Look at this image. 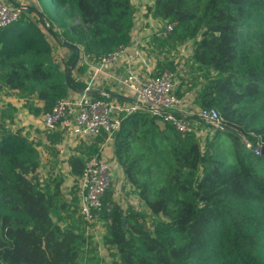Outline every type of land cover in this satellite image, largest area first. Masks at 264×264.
<instances>
[{
  "label": "trees",
  "instance_id": "trees-1",
  "mask_svg": "<svg viewBox=\"0 0 264 264\" xmlns=\"http://www.w3.org/2000/svg\"><path fill=\"white\" fill-rule=\"evenodd\" d=\"M144 8L146 26L174 24L153 38L165 56L149 77L177 69L172 53L190 41L174 94L194 90V104L215 109L223 127L195 113L188 119L209 132L201 137L197 125L181 135L163 114L141 107L121 119L109 160L140 206L121 205L111 179L99 213L101 243L112 250L107 264H264V155L250 148L264 144V0H149ZM135 16L131 0H33L0 27V91L40 117L85 88L77 79L88 71L82 56L97 63L131 45ZM77 18L80 25L66 21ZM108 92L88 96L122 101ZM16 110L11 103L0 109V264H100L87 255L97 248L81 230L91 224L78 213L77 186L106 133L80 138L66 171L56 164L43 171L38 146L56 158L63 130L43 128L48 144L36 142L16 124Z\"/></svg>",
  "mask_w": 264,
  "mask_h": 264
},
{
  "label": "built area",
  "instance_id": "built-area-1",
  "mask_svg": "<svg viewBox=\"0 0 264 264\" xmlns=\"http://www.w3.org/2000/svg\"><path fill=\"white\" fill-rule=\"evenodd\" d=\"M23 7L24 5L21 4L8 5L0 2V27H5L17 21L21 16ZM139 10L136 13L139 14L142 9ZM74 24L80 25L78 18L75 19ZM153 25L157 27L155 31L153 30L155 34L164 35L172 30L174 24L159 25L158 22L153 21ZM162 26L163 28L160 30ZM133 40H135L134 28L131 30L130 44L135 55L140 58L141 51L135 48L138 42ZM60 41H62L61 38ZM128 47L118 45L115 49L104 53L97 63H93L82 56L81 62L87 65L89 75L88 78L77 75V79L86 83L84 89H91V84L99 75L107 74L113 86L132 100L126 102L114 99L108 101L92 100L87 94L76 93L58 99L50 109L41 112L42 128L48 130L57 127L66 128L69 130L67 134L72 130L79 138L95 137L101 131H104L107 136L106 142L101 144L102 148L111 140L113 132L120 125L121 119L136 112L140 107L139 104H145L165 111L163 114L164 119L170 122L181 135L195 131L196 125L192 124L188 116L177 111L181 100L174 94L176 86L174 83L175 72L165 69L158 76L141 77L139 71L134 68L132 58L128 56ZM52 49V54L55 55V47ZM123 60L126 64L123 75L117 74L115 70L108 73V68H113L116 63ZM33 103L38 102L33 100ZM196 113L200 119L210 123L215 129L223 127L222 118L215 109L201 108ZM246 145L250 147L249 143H246ZM259 147L258 145L254 150L255 153L259 154ZM113 166L105 152L88 158L84 164L77 186L78 213L88 224L102 225L99 220V213L103 209V195L112 179L111 170H113Z\"/></svg>",
  "mask_w": 264,
  "mask_h": 264
},
{
  "label": "crops",
  "instance_id": "crops-1",
  "mask_svg": "<svg viewBox=\"0 0 264 264\" xmlns=\"http://www.w3.org/2000/svg\"><path fill=\"white\" fill-rule=\"evenodd\" d=\"M1 3H5L8 5H17V4H21V5H30L33 3V0H0ZM133 7H135V11H138L141 8H144L145 5H147L149 3V0H140L139 4H137L138 0H131ZM137 22V21H136ZM136 26V24H135ZM139 27L137 28V30H134V37L135 40L138 42V44L135 46L136 49L141 51V57H137L134 53V49L132 47V45H130L128 47V56L132 58L133 61V65L134 68H136L139 71V75L143 78H149V72L152 70L155 61L157 58H162L163 56H165V54L162 56L157 54V49L154 48V43H153V38L155 37H159L160 34L156 33L155 35H150L152 34L157 27H155L153 25V23H150L149 26H146L145 23L143 24V21H141V16H140V25H138ZM153 29V30H151ZM145 31H147L145 33ZM155 33V32H154ZM147 36V37H146ZM152 39L151 44L148 46L147 43L148 41ZM181 47V46H180ZM179 47V48H180ZM178 50V49H177ZM177 50H175L172 53V56H174V53L177 52ZM140 59H142L140 61ZM174 61L175 58H174ZM125 61H121L115 64V66L113 68H108L107 71L108 73H111L113 70H115V72L117 74L123 75L124 73V69H125ZM77 75H83L85 76V78H88L89 73H87V71L85 73H80ZM190 77V76H189ZM184 80H187V75L185 74V78ZM92 86V90H94L95 92H106L109 91L107 94L110 93H117L123 96H127L121 92L118 91L117 87L115 88L112 84V82L110 81V79L108 78V75H99L97 77V79L91 84ZM185 88V84L181 85V91ZM195 93L194 90L185 92L180 98L181 100V104L179 109H177V111H179L181 114L185 115V116H191L193 114L196 113V111L198 110V107L194 104L193 102V97H194ZM122 100V99H121ZM123 102H126L128 100H122ZM21 99H18V97H16L14 94L10 93V94H6L3 90L0 91V109L6 108V105L8 103H11L12 105H15L17 107L16 110V114H19L20 112L22 113L23 110H26L24 107L20 106L21 103ZM38 104V103H36ZM25 114L27 115V120H29V123L33 124V127H31L30 125H28L27 123H20L18 124V120H16V124H18L20 127H23L24 131H26L28 133L29 138H33L36 142L39 141V143L41 144H48V141L44 135V132H41L42 125L39 121V123L34 122L33 120V116L26 110ZM36 119V118H35ZM27 124V125H26ZM60 130L62 131V136H63V141L59 144L58 146V156L56 158H54L52 156L50 150H46L45 152L42 148V146H38V149L41 151L42 153V163L44 164V169L43 171H46L49 167L50 164H56L55 168H59L61 167L63 172L67 170V166L66 163L64 162V159L66 158V156L69 154L70 149H72L79 141V137L77 135L74 134V132L72 130H70V132H68L69 134H67V130L66 128H60ZM57 145V143L55 144ZM101 152H105L108 156H110V143L107 142L102 148H101ZM100 152V153H101ZM113 171L118 175L119 172L116 171V168L113 166ZM120 176V175H119ZM121 178V176H120ZM122 182H124L122 180ZM124 184L127 185L126 182H124ZM129 189V188H128ZM93 239V237H91Z\"/></svg>",
  "mask_w": 264,
  "mask_h": 264
},
{
  "label": "rangeland",
  "instance_id": "rangeland-1",
  "mask_svg": "<svg viewBox=\"0 0 264 264\" xmlns=\"http://www.w3.org/2000/svg\"><path fill=\"white\" fill-rule=\"evenodd\" d=\"M139 1L140 0H138L137 4H139ZM141 9L142 10H141V12H139V14L136 13V11H135L136 20H135L134 24H136V26H133L134 30H137V28L139 27L138 25H140V16H141V21H143V24L145 22H147V19L142 14V12H143V10H145V8H141ZM134 10H135V7H134ZM66 21H68V23L74 24L75 20L67 19ZM56 27H58V26H56ZM59 29L61 31L62 27ZM151 30H153V29H151ZM146 32L147 31H145V33ZM150 35H152V34H150ZM55 48H56V46H55ZM191 48H192L191 42L188 41L185 44H183L180 48H178L176 53H174V56H175L174 58L176 60L175 62H176V65L178 66L177 69L173 70L175 72V79H174L175 85L178 82V78H177L179 75L178 70L180 69L179 72H181L182 70L185 69V67H186L185 64L187 63V59H188L189 54L191 52ZM58 51H60V53H61L60 55H62V57H65L66 56L65 54L68 52L65 48H60V49H58ZM25 112H26V110H23L22 113L20 112L19 114H16L15 120H18V122H17L18 124L25 122L28 125H30L31 127H33V124L29 123L28 122L29 120L26 119L27 115L25 114ZM33 120H34V122L39 123V121H40V123H41L40 117H37L36 119L33 118ZM197 125L200 129L199 134L201 135V137L206 136L207 132H209L208 127L204 126V125H199V124H196V127H197ZM10 127H11V129L15 128L12 125ZM221 134L224 135V133H222V132H221ZM225 139H226L225 145H227L228 136L225 135ZM111 172H112V185L111 186L115 190V195H116L117 200H119L121 205H124V206L126 205V203H128V204H131L135 207H139L140 204H139L137 196L129 191L128 185H126V184H124V182H122V179L119 178L120 177L119 175H117L113 170H111ZM69 184H70V182L68 180L65 182L64 187H66V185L69 186ZM76 217H78V213H76ZM82 227L84 228L85 234H87L90 237H93V239L91 238V242H92V244H94L93 246H96V248H97L96 253H91V254H87V255L89 257H92L93 260L101 259L102 262L100 264L109 263V261L111 259L109 253L112 250L109 247L104 246L103 243H101V237H102V233H103L102 225H99V224H97V225H82L81 230H83ZM86 258H87V256L85 257V259ZM85 262L87 263V260H85Z\"/></svg>",
  "mask_w": 264,
  "mask_h": 264
},
{
  "label": "water",
  "instance_id": "water-1",
  "mask_svg": "<svg viewBox=\"0 0 264 264\" xmlns=\"http://www.w3.org/2000/svg\"><path fill=\"white\" fill-rule=\"evenodd\" d=\"M65 44H67V45H72V44H69V43H67V42H64ZM72 65L71 64H69L66 68H65V70H64V78H65V82H66V84H68V79H69V77H68V75H69V70H70V67H71ZM73 92L74 93H77V94H91V93H93V92H95L94 90H92V89H73ZM110 97H112V98H117V99H122V100H128V101H130V100H132L130 97H128V96H123V95H120V94H117V93H110V94H108ZM140 105V107L141 108H146V109H149L150 111H153V112H155V113H158V114H164L165 113V111H163V110H160V109H157V108H154V107H150V106H148V105H145V104H139ZM253 151L256 149V148H254V147H250ZM259 153L260 154H263L264 155V144L263 145H261L260 147H259Z\"/></svg>",
  "mask_w": 264,
  "mask_h": 264
}]
</instances>
